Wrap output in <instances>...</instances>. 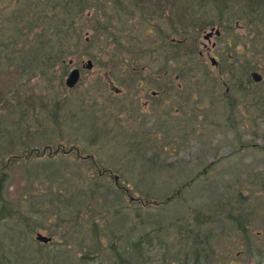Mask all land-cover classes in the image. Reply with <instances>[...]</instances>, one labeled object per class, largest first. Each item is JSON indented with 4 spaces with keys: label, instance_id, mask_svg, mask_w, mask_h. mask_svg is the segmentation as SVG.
Returning a JSON list of instances; mask_svg holds the SVG:
<instances>
[{
    "label": "rangeland",
    "instance_id": "obj_1",
    "mask_svg": "<svg viewBox=\"0 0 264 264\" xmlns=\"http://www.w3.org/2000/svg\"><path fill=\"white\" fill-rule=\"evenodd\" d=\"M171 1L174 0H158L160 16L154 28H150L156 29L152 35H146V24L136 23L134 33L138 38L133 41L134 46H130L128 38L122 37L120 11L113 13L119 14L121 29L115 30L109 38L96 28V23L91 21L93 17L86 16L88 13L91 16H102L104 12L111 14L112 10L100 7L85 11L78 33L74 32L70 37L72 48L66 63L51 69L47 76L50 84L31 83V98L38 103L37 111L32 114L40 119L37 126L30 122L31 131L26 130L22 122L16 124L19 118L13 106L17 101L13 95L23 98L29 88L15 84L20 72L17 75L16 70L0 69V139H5L0 140V173L6 175L1 196L2 213L11 210L8 220L0 221V238L5 231L3 222L25 218L29 223L26 227L24 222L8 226L14 238L11 241L20 242L24 237L29 247L37 249L41 243L35 240L36 233L51 236L52 241L43 244L41 252L45 254L44 259L53 260L54 264H122V261L118 262L116 251L121 252V258L123 256L127 264H179L175 255L182 250L176 244L175 236L183 226L187 228L189 210L206 214L208 206L214 204L213 199L229 196L240 185L250 182L253 186L248 228L232 231V238L228 237L231 233L221 236L209 260L213 259L211 264H218V260L219 264L264 262V188L254 185L264 179V103L252 104L249 110L246 109L248 113L242 115L245 118L240 114L241 107L235 115L229 114L233 109V96L237 95L230 87L234 83L231 72L235 69L244 72L250 63L255 70L258 65L264 68V60L260 59L264 56L263 27L259 29L255 23L249 25L242 19L232 47H228L225 40L228 32L218 39L220 45L217 47L235 50L244 63L249 61L246 67L240 63L235 69L231 60L224 61L219 64V72L209 59L202 62L198 55L203 45L200 44L202 27L221 21L215 16L216 9L205 6L192 30L181 32L184 23L181 10L187 0L179 1L174 7H171ZM221 1L224 0L215 1L216 5ZM230 1V4L236 2ZM169 10L175 12L173 19L178 32L170 29L169 18H166ZM235 10L224 12L231 15L227 20L231 26L234 17L238 16ZM159 26L163 28L160 32ZM118 38L126 42L117 45L114 41ZM171 38L179 47L172 61L174 75L179 74L175 85L179 83L183 87L175 88L173 108L169 113L174 131L168 134L169 144L161 142L170 151L164 152L152 142L145 143L148 138H154L155 129L159 131L156 126L151 127L152 135L147 139L145 133L139 134L136 129L141 115H149L146 126H150L157 113L152 107L143 105L151 89L149 75L142 69H131L142 64H165L166 49L171 51L173 46ZM158 44L161 50H158ZM163 46L168 47L162 49ZM153 56L156 62L152 61ZM87 59L93 61L92 69L82 67ZM123 65L131 69L126 70L127 76L125 79L122 76L121 81ZM73 67L80 68L81 76L78 83L69 88L65 79ZM200 72L205 73L204 78ZM109 78L127 90L125 98L112 93ZM205 78L206 82L203 81ZM140 81L147 88H141L138 94L135 85ZM200 86L205 89L201 95ZM227 87L230 91L226 94ZM16 88L19 92H15ZM254 88L264 94V72L263 81ZM243 102H246L244 97ZM42 106L44 112L40 111ZM54 107L57 114L52 113ZM41 112L49 117H43ZM183 132L187 137L181 135ZM133 135L143 148L136 155L128 153L129 149L134 150V146L130 147ZM70 147L75 149L65 153ZM56 148L58 153H54ZM86 154H91L93 159L79 156ZM157 154L153 171L146 159ZM2 160H6L5 166H1ZM106 169L111 173L107 170L102 173L104 178L98 177V170ZM203 169L209 171L199 175ZM116 174L120 175L119 181L127 176L123 186L129 189L128 193L122 189V184L114 183ZM189 181L190 185L184 186L179 195L166 200ZM62 182L68 184L69 189L62 185L64 194L57 196L54 192L53 198L61 200L59 207L66 212L56 216L58 201L51 206L49 194L54 191L52 185ZM146 192L148 201H163L158 205L142 203L141 197ZM129 196L136 200H130ZM18 203L21 205L15 214L13 209ZM206 229L220 236L223 228L216 222L203 228ZM20 251L22 254L23 249ZM139 256H142L141 260L137 258Z\"/></svg>",
    "mask_w": 264,
    "mask_h": 264
},
{
    "label": "trees",
    "instance_id": "obj_2",
    "mask_svg": "<svg viewBox=\"0 0 264 264\" xmlns=\"http://www.w3.org/2000/svg\"><path fill=\"white\" fill-rule=\"evenodd\" d=\"M179 1L181 2V0L171 1V7L177 5ZM215 1L217 0H187L181 10V20L184 23L180 31L183 32L186 29L192 30L200 18L202 10L207 5H211L216 9L221 8L222 11L220 13L232 10V8L236 9L237 19H245L246 22L247 20L250 22L248 18L255 15L256 17L252 21L259 29L264 28V17L262 16L264 0H236L235 4H230L232 3L230 0H224L219 5H216ZM157 2L158 0H122L121 4L120 0H0V69L7 68L16 70L17 75L20 72L15 84L20 86L25 85V88H29L26 94L23 95V98L16 94L13 95L14 99L17 100L15 104L13 103L14 111L19 118L16 124L22 122L28 131L32 130L30 122L36 126L39 124L40 119L37 118V115L32 114L34 110L37 111L38 103L31 98V83L50 84L51 80L47 76L51 69L66 63V56L71 52L70 49L72 48V35L74 32L78 33V26L84 21L85 11H91L92 8L97 10L100 7H107L112 10L111 14L104 12L102 16L97 14L91 16L88 13V16H86L87 18L93 17L91 21H94L97 25L96 28L101 30L103 34H106L108 38L113 37L115 30L121 29L119 14L117 12L113 13L114 11H120L122 13V37L128 38L131 46L133 41L138 38L134 33L137 22H142L143 25L146 24V35H152L156 30H150V28H154L153 26L157 23L156 19L160 16ZM6 10H8L7 14ZM161 12L163 15L166 14L165 11ZM174 15L175 12L169 10L166 18H169L171 30L178 32V28L174 22L175 20L173 19ZM229 16L231 17V15ZM106 18L107 21L104 22ZM259 34L261 35L262 33ZM124 41L126 42L125 39L118 38L114 42L117 45H122ZM171 45H173L171 46V51L178 53V44L171 42ZM158 47H161V45L158 44ZM16 89L17 91L15 92H19V89ZM263 100L264 95L261 96V101ZM44 108L42 106L40 111L44 112ZM53 112L57 114L55 107L52 110ZM42 115L43 117H49L45 114ZM205 115L207 117V114ZM181 135L187 137L186 132L181 133ZM0 136L2 137L1 133ZM148 136L150 135H145L146 139ZM152 139L150 137L144 142L151 143ZM131 140L132 144L130 143V147L134 146V150L131 151L129 149L128 153L136 155L143 148L141 143L136 140L135 135L131 137ZM164 152L170 151L167 150ZM156 158H158V154L146 159L150 170L154 169L155 163L157 162ZM3 162L4 160L1 161V166L6 165V161ZM212 164H209V166L211 167ZM206 170L203 169L200 171L199 175L201 173L205 174ZM126 177L122 180V184L127 181ZM194 178L196 179L197 177L195 176ZM5 182V173H0V221L6 218L8 220L11 212L10 209L5 207V210L8 209V211L2 213L3 203H1V196ZM60 184L52 185L51 189H54V191L49 194V204L51 206L58 201V210L54 214L56 216L63 215L66 212L62 206L59 207L61 200L53 198L54 192H56L57 196L63 195L65 188L62 185H68L64 182ZM251 185L253 186L250 182L244 183L240 185L235 193L224 198L213 199L214 204L208 206L206 214L203 212L199 214L194 209L189 210L191 215L185 223L188 229L183 226L180 233H177L175 236V242L182 250L178 251V255H175V257L178 256L179 264H211L213 259L211 261L209 260L210 253L213 251V247H215L218 239L213 236V232L207 229L203 230V228H208L212 223L219 222L221 224L223 227L221 232H223L225 237L237 227L246 230L250 216ZM254 185L258 187L260 185V188H264V179H261L258 183H254ZM66 189H69V187L67 186ZM35 192L37 193V190ZM141 198L144 202L150 199L147 192ZM19 205L21 204L18 203L17 207L13 209L15 214L18 212ZM55 219H58V217H55ZM25 220V218L19 220L12 219L10 223H2L6 234L3 232V236L0 238V264H21L22 262L24 264H54L55 261L44 259L45 254L41 252V249H44L43 245H38L37 249L33 246L29 247V242L24 237L20 242L16 240L11 241L14 238L9 233L8 226L24 222V226L26 227L29 223H26ZM228 237L231 238L230 236ZM5 238L7 241L4 240ZM13 242H16L18 246L13 244ZM20 248L23 249L22 254ZM116 255H118V262L122 261V264H127L122 259L123 256L121 258L120 251H116ZM141 257L139 256L137 258L141 260ZM216 262L218 264L220 263L219 260ZM260 264H264V262L260 261Z\"/></svg>",
    "mask_w": 264,
    "mask_h": 264
},
{
    "label": "flooded vegetation",
    "instance_id": "obj_3",
    "mask_svg": "<svg viewBox=\"0 0 264 264\" xmlns=\"http://www.w3.org/2000/svg\"><path fill=\"white\" fill-rule=\"evenodd\" d=\"M230 24L231 23H227L226 19H222V21L212 22L209 25V27L207 26L202 27L200 31L201 33L200 44H203L202 48L198 51L200 60L206 63L208 62V59H209L214 67L217 66V69L219 72H221V69L219 68V64L221 63L223 64L224 61L231 60L234 69L240 63H242V65L246 67L247 63L249 62L246 59L247 63H244L243 62L244 59L241 57V55H239L238 53H234L235 50L234 51L228 50V48L223 50L221 47H217L218 45H220L218 39L222 38L223 35H226L227 32H228V36L225 39L227 46L232 47L233 42H235L236 40L235 37H237L236 31L239 26L238 20L234 21L233 26H231ZM174 41L175 39L171 38V42L174 43ZM166 47L168 46H163L162 49ZM158 50H161V47L158 48ZM213 50H217L218 53L213 54L212 53ZM165 55H166V57L164 58L165 64H162V65L142 64L141 66L134 68L133 71L142 69L144 73H146V75H149L150 78H148V85H151V89L147 92L148 98L145 99L143 105L146 107H152L151 109L156 110L155 114L157 113L153 124H151L150 126H146L147 124H149V121H150V118L149 120L147 119L149 115H141L140 119L138 118L139 116H136L139 119V122L137 123L138 126L136 129L139 134L145 133V135L151 136L152 135L151 127L156 126L159 131H156L155 129L154 138L156 139L154 138L152 139V144L155 145V147L157 148L160 147L162 150L169 151V148H167V146L164 145V143L161 144V142L167 141L168 144L170 142L168 134L174 131V126H173L172 118H170L169 113L171 112V109L173 108V97L176 91L175 88L177 89L182 88L183 85L179 83L176 84L177 86L175 85V81H177L179 74L177 73L178 75H174V71L172 69V66H173L172 61H173L174 53L166 49ZM244 55L247 56L246 53H244ZM154 58L155 56H153L152 61L155 60L156 62L157 60ZM260 59L261 61H263L264 56ZM234 61L236 62V64H234ZM251 65L253 64L250 63V65L247 67L248 70L245 69L244 72H242V70L239 71L237 69H235L234 72H231L234 83L230 87L237 93V95L233 96V98H235L236 101L232 100V102L234 103L233 115L236 114L237 109L240 107L242 108V111L240 112L241 116L247 114L248 113L247 110L251 108L250 102H253V100L256 99V97L262 93V90H257V88H254V85L260 84L263 80H261L260 82L253 81L251 78V73L253 71H258L263 76L264 68L261 69L260 65H258V67L256 68L257 70H255L253 66ZM147 66H149L150 69H148ZM240 67H243V66H240ZM126 70L127 71L130 70V68L128 69V66L123 65L124 73L121 75V81H122V76L124 77V79L127 76ZM239 72H242V73H239ZM200 73H201V77L204 78L205 73H202V72ZM203 81L206 82V78ZM109 82L113 84V88L111 87V89H113L114 93L119 94L120 96H123L127 92V90H125V88L122 85L117 86L116 81L109 80ZM149 82H151V84ZM142 83L143 81H140V84L137 83L135 85V88L138 89V92H137L138 94H140L141 88L145 90L147 88V87H144ZM199 91H200V95L202 92L205 93L204 87L200 86ZM228 91H230V88L228 89L227 87L226 94L228 93ZM123 97L125 98L126 96L124 95ZM243 97L246 101L245 103L243 102ZM201 98L203 97L201 96ZM248 99H250L251 101H249ZM238 103L240 105H238ZM242 117L245 118L244 116ZM98 177L104 178L102 175ZM113 180H114V183L116 184H119L120 182L119 178H116V177H114Z\"/></svg>",
    "mask_w": 264,
    "mask_h": 264
},
{
    "label": "water",
    "instance_id": "obj_4",
    "mask_svg": "<svg viewBox=\"0 0 264 264\" xmlns=\"http://www.w3.org/2000/svg\"><path fill=\"white\" fill-rule=\"evenodd\" d=\"M91 66H92V62L89 60L87 65H86V67L90 68ZM252 75H253L254 79L257 80V81L261 79L260 74H258L257 72H254ZM78 78H79L78 69L72 70V72L70 73V75L66 79V85L69 86V87L74 86L76 84V82L78 81ZM37 238L39 240H42V241L49 240V238H47L45 236H42V235H38Z\"/></svg>",
    "mask_w": 264,
    "mask_h": 264
}]
</instances>
